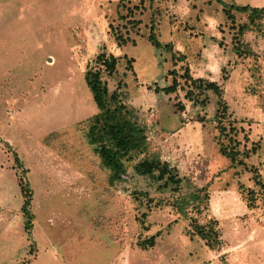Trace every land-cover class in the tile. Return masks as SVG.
<instances>
[{
    "label": "rangeland",
    "instance_id": "obj_1",
    "mask_svg": "<svg viewBox=\"0 0 264 264\" xmlns=\"http://www.w3.org/2000/svg\"><path fill=\"white\" fill-rule=\"evenodd\" d=\"M241 23L246 13L232 21L217 0H0V264H264V16L239 36ZM89 69L146 135L113 181L88 137L100 112ZM146 158L178 181L138 174ZM198 189L188 216L218 229V248L172 204Z\"/></svg>",
    "mask_w": 264,
    "mask_h": 264
},
{
    "label": "trees",
    "instance_id": "obj_2",
    "mask_svg": "<svg viewBox=\"0 0 264 264\" xmlns=\"http://www.w3.org/2000/svg\"><path fill=\"white\" fill-rule=\"evenodd\" d=\"M221 3L222 9L228 18L234 20V11L243 12L248 15L249 23H253L256 19L264 16V6H252L249 4L240 5L236 3L228 4L223 0H217ZM233 23V22H232ZM249 23H241L238 25V35H243L245 30L249 29ZM150 40L157 44L155 33L153 28L150 31ZM124 41L123 38H120ZM239 49V48H237ZM101 60L102 65L105 69L112 71L115 67L116 60L113 56L104 57ZM174 70L169 73H174ZM86 81L89 88L93 94V99L96 105L100 109L98 115L95 116L94 124L88 130L89 141L95 144V151L99 154L101 158V163L104 167L111 170L110 181L121 178V175L125 172V165L123 158L125 155L129 154L135 150H143L146 147V135L144 128L132 121L127 117V112L125 111V106L120 103L118 93L115 91L109 92L106 84L102 82L99 70L89 69L86 72ZM177 80L174 75L172 78V83L169 86L163 87L162 90L165 92H170L175 90L177 87ZM205 87L212 89L219 97V104L221 105L220 111H225L226 103L222 99V92L220 86L211 80H206ZM115 103L114 108H109V102ZM218 115H221L219 114ZM222 131L225 127H221ZM221 153L232 160L236 158L237 151L227 150L225 146H220ZM257 147L251 148V153H255ZM246 156H248L250 154ZM15 161L17 166H21L19 158L16 153H14ZM135 171L141 175H149L155 180H169L172 182L178 181V176L176 173L171 171L169 164L166 162H161L157 158L143 159L137 162L134 166ZM20 192L23 197V203L21 206L23 216L26 218L25 227L30 232L32 227V213L30 211V203L32 197V189L29 186L27 180L23 177L19 178ZM202 189H198L191 193V200L186 196L177 197L172 201V204L178 209L180 215L189 217L192 224V232L199 235L205 240L206 244L214 249L220 246L221 240L219 231L211 223H199L196 219L188 216V207H196L198 209L201 207L203 199L200 192ZM152 199L148 200V205L152 202ZM146 213H142V217H145ZM155 243V235L140 241L139 245L141 248H148L153 246Z\"/></svg>",
    "mask_w": 264,
    "mask_h": 264
}]
</instances>
